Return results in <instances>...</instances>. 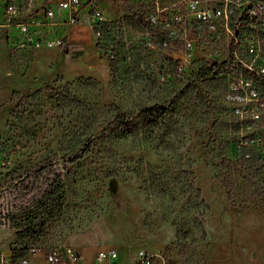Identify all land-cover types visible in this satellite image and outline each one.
Masks as SVG:
<instances>
[{"label":"rangeland","instance_id":"1","mask_svg":"<svg viewBox=\"0 0 264 264\" xmlns=\"http://www.w3.org/2000/svg\"><path fill=\"white\" fill-rule=\"evenodd\" d=\"M40 2L31 13L22 4L36 20L31 34L39 45L0 17L2 30L8 26L0 43V160L12 183L34 166L52 176L61 170L64 196L35 233L0 228V255L71 246L89 260L114 247L117 264H135L140 250L153 255L151 264H264V79L249 84L256 97L247 101L258 114L248 117L232 96L234 77L248 75L253 62L246 34L264 29L240 23L251 0L199 1L174 21L167 10L151 18L152 4L95 0L101 23L92 14L72 21L56 3ZM48 4L56 16L43 14ZM218 7L222 13L206 19L200 12ZM56 37L63 44L44 43ZM142 105L160 114L150 126L119 132L75 159L87 132L100 133L115 108L132 113ZM242 152L253 155L246 167L238 163ZM139 158L165 170L175 198L157 195L148 169L127 171ZM106 166L120 170L110 175Z\"/></svg>","mask_w":264,"mask_h":264},{"label":"built area","instance_id":"2","mask_svg":"<svg viewBox=\"0 0 264 264\" xmlns=\"http://www.w3.org/2000/svg\"><path fill=\"white\" fill-rule=\"evenodd\" d=\"M140 4H152L155 10L150 14L151 18L155 17V20L160 19L161 12L167 10L171 16V20L181 19V9L183 7H190L195 9L199 1L206 0H131ZM46 2V1H42ZM252 4L249 5L248 14L245 18H240V23L247 26L249 24L259 23L264 25V0H251ZM26 3L29 7V13L33 12L37 6H34V0H7L4 2V15L10 26L17 29L18 33L25 36L28 42H33L35 45H39L38 33L33 38L31 25L36 20L28 19V16L24 14L22 4ZM51 3V2H49ZM164 3H166L164 5ZM56 4L59 8L65 12L70 20L76 21L81 16H88L92 14L97 23L106 21L102 16V12L95 7V0H57ZM212 13H211V12ZM208 10V8L200 11L203 18L206 19L210 16H214L222 13V10L218 7L214 10ZM44 15L54 17L58 13L55 7L51 5H45L42 8ZM247 21V22H245ZM99 32V31H98ZM251 34H246V43L250 44L245 47L250 51L253 58V62H250V68H244L248 75H237L234 77L235 88L232 92V96L239 101L240 104L246 102L248 99L255 98V93L249 88V84L256 81L259 78L264 79V29H259L253 34V37H249ZM249 37V38H248ZM49 46H59L63 44V40L59 37L47 40L44 42ZM262 59V62L256 64L257 59ZM251 77V78H250ZM252 93L254 95H252ZM239 108H243L240 105ZM264 148V147H263ZM264 152V151H263ZM6 159L0 160V228H14L17 229L27 219V213L31 207L32 196L33 198L40 199L43 194V189L39 185L35 189H30L29 180L21 178L20 182H10V177H7L6 173H3V168L7 165ZM38 211L40 208L37 209ZM13 253L0 255V264H29L31 256H42L45 264H62L64 259H67L72 264H77L79 260L78 252L71 246L59 247L54 249H46L35 246H30L23 254H17L16 257H12ZM119 257V253L116 248L108 247L99 249L96 253L98 260H108L115 263ZM153 255L147 251H138V259L135 264H151Z\"/></svg>","mask_w":264,"mask_h":264},{"label":"trees","instance_id":"3","mask_svg":"<svg viewBox=\"0 0 264 264\" xmlns=\"http://www.w3.org/2000/svg\"><path fill=\"white\" fill-rule=\"evenodd\" d=\"M3 41L4 40L0 38V43ZM252 79H257L256 81L258 82L261 80L255 77ZM41 92H42V89L39 88L35 90L31 95H28L26 97L27 98L35 97ZM260 98H263V97H259V99ZM69 99H71V101L82 103V101L76 99L75 97H70ZM261 102L262 101L259 100V103ZM252 103L253 102L251 101L249 102L246 101L242 103V106L244 108L243 110L248 111V115H247L248 117L251 115V112L253 111H255L254 113L258 114L257 111L253 109ZM159 115L160 114L159 112H157L155 106L142 105L137 109V111H134L132 113L122 111L119 108H115L112 113H110L106 118L103 119L104 120L103 126L100 130V133L94 134V132L90 130L87 132L86 149H84L83 151L81 150L82 153L80 152L79 154H77L75 159L83 158L85 155H87L91 151L90 150L91 148H95L98 145L102 146L103 143L112 142L113 138H116L119 132L133 133L139 127L143 128L146 126H150L152 122ZM246 154L247 152H242L240 160H238L239 161L238 163H240V166L246 167L247 164L252 163L253 155L246 156ZM229 162L230 160H226V158H224L222 160V165L224 166L229 165L228 164ZM105 168H108V167L106 166ZM145 168L148 169V171H150L153 174L151 178L152 182L150 183V185L154 186V191L157 193V195H159L160 198L162 199H165L167 196L175 198V196L173 195L175 186L167 178V174L165 173V170L155 171L150 164L143 163V159L139 158L136 165L133 168H127V171L138 173L139 171ZM108 169H106V173L110 175L116 174L117 171L120 170V168H110L109 170ZM49 173L50 172L45 171L44 166L38 165V166H34L30 168L29 170H27L26 174L23 176V179L27 178L29 180L31 190L35 189L36 187L40 185L41 189H43V194L41 195L40 199L33 198L32 196L31 207L27 213V219L25 220L24 223L18 226V228L15 231V234L18 237H23L26 235L33 234L37 230L41 229L45 225V221L47 217L51 216L56 210V208H58L60 203L62 202V199L64 196V189H63V183H62V178H61V170H59L58 172H55L53 176ZM178 176H180L181 178H183V180H185L188 191L195 193V196L197 198L201 197V190L199 187L195 186L191 173L188 170L180 168ZM224 185H228V183ZM227 194H228V198L230 199V201L235 204V201L233 200V197H232V194L229 188H228ZM199 203H204V199L201 198ZM246 205L247 204H244V207H246ZM38 208H40L39 211L37 210ZM194 219H197V218L194 217ZM173 221L175 222L176 218H173ZM27 248L28 247L26 246H21L18 248L19 250H16V251L11 250L13 253L12 257H16L17 254L25 253Z\"/></svg>","mask_w":264,"mask_h":264},{"label":"crops","instance_id":"4","mask_svg":"<svg viewBox=\"0 0 264 264\" xmlns=\"http://www.w3.org/2000/svg\"><path fill=\"white\" fill-rule=\"evenodd\" d=\"M36 1L38 2V0H36ZM40 1H41L40 3H42V1H46V2H51V4L57 2V0H40ZM0 17H2V18L5 17V15H4V3H3L2 6H0ZM3 28H4L3 30L0 28V38H2L1 37L2 33L5 34L7 32L8 26L6 28L5 27H3ZM13 28H14L13 26H10V28H9L10 32H11V30ZM3 31H5V32H3ZM74 249L79 254V260H78V263L77 264H83V263L84 264H117L118 262H120V256L118 257V259H117V261L115 263L110 262L108 260H98V259H95V258L88 260V259H85V255L81 254V252H82L81 249H76V248H74ZM86 249H89V248H84V250H86ZM100 249H102V248H100ZM97 251L95 253H93L95 257H96ZM11 252L12 251L9 249V253L7 252V254H10L11 255ZM29 264H45L44 258L42 256H34L33 255V256L30 257V263ZM62 264H72V263L69 262L67 259H64L63 262H62Z\"/></svg>","mask_w":264,"mask_h":264}]
</instances>
